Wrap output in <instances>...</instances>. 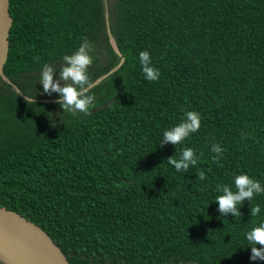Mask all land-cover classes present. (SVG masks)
<instances>
[{
    "label": "trees",
    "instance_id": "1",
    "mask_svg": "<svg viewBox=\"0 0 264 264\" xmlns=\"http://www.w3.org/2000/svg\"><path fill=\"white\" fill-rule=\"evenodd\" d=\"M11 3L0 207L39 225L70 264H264L250 259L245 235L264 223V194L241 217L222 216L215 203L217 186L235 191L237 175L264 186V0ZM84 37L95 49V107L66 114L58 94H40V71L59 68ZM141 51L158 82L145 79ZM188 111L200 114L201 129L160 147ZM184 148L198 163L177 172L167 159Z\"/></svg>",
    "mask_w": 264,
    "mask_h": 264
},
{
    "label": "clouds",
    "instance_id": "2",
    "mask_svg": "<svg viewBox=\"0 0 264 264\" xmlns=\"http://www.w3.org/2000/svg\"><path fill=\"white\" fill-rule=\"evenodd\" d=\"M95 52L94 47L87 37L82 39L78 50L72 55H64L62 65L57 68L54 65L44 64L40 71L39 84L43 86L41 95L52 96L54 93L59 95L56 101L64 113L91 115V109L95 107L96 97L92 94L94 82L90 78L89 69L93 66ZM139 61L142 72L147 81L158 82L161 77L159 69L152 66L150 53L141 51ZM57 75L59 78L57 79ZM28 104L36 103V96L25 95ZM52 116V114H49ZM202 126L200 114L195 111H188L185 118L176 126L164 131L160 147L165 144L174 146L182 144L192 134L197 133ZM212 151L216 153L213 156V162L219 163L222 149L218 144L212 146ZM199 157L191 148L182 150L180 159L176 156L168 158L167 163L174 166L177 172H188L190 166L194 167L198 163ZM222 166V165H221ZM198 180H205L206 176L201 170L198 174ZM235 191L228 185H218L217 192L222 195L216 197L215 203L219 205V212L222 216L231 214L234 217H241L240 208L247 201L250 202L257 195L264 194V186L258 180L250 178L247 174L235 176ZM260 207L252 206L250 209L251 217L259 215ZM246 239L251 248L252 261H264V223L252 228L246 234ZM259 246V247H257Z\"/></svg>",
    "mask_w": 264,
    "mask_h": 264
},
{
    "label": "water",
    "instance_id": "3",
    "mask_svg": "<svg viewBox=\"0 0 264 264\" xmlns=\"http://www.w3.org/2000/svg\"><path fill=\"white\" fill-rule=\"evenodd\" d=\"M11 0H0V78L10 55L15 26ZM0 262L3 264H70L52 238L18 212L0 207Z\"/></svg>",
    "mask_w": 264,
    "mask_h": 264
}]
</instances>
